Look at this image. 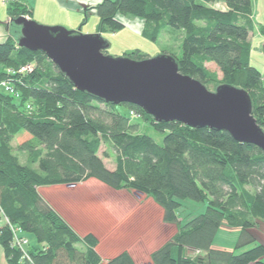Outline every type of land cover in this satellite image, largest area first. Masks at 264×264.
<instances>
[{"label":"trees","instance_id":"obj_1","mask_svg":"<svg viewBox=\"0 0 264 264\" xmlns=\"http://www.w3.org/2000/svg\"><path fill=\"white\" fill-rule=\"evenodd\" d=\"M203 1L103 0L96 7L98 33L123 31L118 16L142 20V36L151 42L167 30L178 32L182 55H170L180 72L205 86L229 84L246 90L253 116L264 130V80L251 66L253 0H225L227 11ZM8 12L12 21L29 15L15 2ZM258 32L264 37V25ZM124 57L150 58L141 50ZM28 64L35 65L31 74L8 73ZM3 82L15 93H8ZM131 113L150 120L164 136L163 144L140 133ZM104 140L115 153L112 170L99 155ZM92 179L113 190L126 188L152 197L163 209L164 222L177 226L172 239L151 255L152 264H264V245L254 235L258 224H264V151L224 131L156 123L137 106L106 104L77 90L45 54L19 48L17 39L9 38L0 44V210L27 239L33 235L37 245L29 242L25 258L13 245L10 226L0 220L7 263L100 264L95 237L82 239L39 193L40 188ZM184 200L207 202L208 207L181 224L178 212ZM222 228L240 232L235 248L214 247ZM187 250L198 255L192 257ZM107 264L136 263L125 251Z\"/></svg>","mask_w":264,"mask_h":264},{"label":"water","instance_id":"obj_2","mask_svg":"<svg viewBox=\"0 0 264 264\" xmlns=\"http://www.w3.org/2000/svg\"><path fill=\"white\" fill-rule=\"evenodd\" d=\"M14 24L21 28L18 47L45 54L80 92L106 104L137 106L156 123L224 131L264 151V130L253 116L246 90L223 84L210 91L183 75L169 54L142 61L110 57L109 43L99 33L47 27L26 17Z\"/></svg>","mask_w":264,"mask_h":264},{"label":"rangeland","instance_id":"obj_3","mask_svg":"<svg viewBox=\"0 0 264 264\" xmlns=\"http://www.w3.org/2000/svg\"><path fill=\"white\" fill-rule=\"evenodd\" d=\"M225 0H217L218 3ZM254 29L250 33L252 45L251 66L256 68L264 80V37L258 29L264 25V0H253ZM44 26V25H43ZM110 48L107 55L113 58L124 56V47L130 46L131 50H141L143 53L155 58L162 54H173L181 57L182 38L178 32L167 30L157 42H151L134 32L130 28L123 30L117 36L109 37ZM213 71L218 70L210 66ZM219 79H222L219 73ZM210 91H215L218 84H207ZM124 109V108H120ZM139 122L140 133L152 137L156 143L162 145L164 136L153 129L150 120L132 116ZM103 162L109 169L115 168L116 157L114 151L104 140L99 153ZM21 164H26L23 156ZM72 188V187H71ZM44 196L49 200L60 216L74 229L83 239L92 235L97 241L96 253L100 264L107 262L122 252H129L136 264H152L151 255L172 239L177 232V226L165 223L163 209L157 205L150 196L136 193L122 188L113 190L97 180H89L74 189L65 188L57 190L53 187L42 189ZM208 203H196L191 200L181 202L178 212L179 221L185 224L191 218L205 213ZM257 244L264 245V224L259 223L254 230ZM240 232L222 228L215 238V245L219 248H235ZM30 246H36L37 240L33 235H28ZM80 248L85 247L79 245ZM247 247L244 250L252 248ZM192 257L198 252L187 250ZM0 264H8L3 249L0 246Z\"/></svg>","mask_w":264,"mask_h":264},{"label":"crops","instance_id":"obj_4","mask_svg":"<svg viewBox=\"0 0 264 264\" xmlns=\"http://www.w3.org/2000/svg\"><path fill=\"white\" fill-rule=\"evenodd\" d=\"M201 1L204 2L203 0ZM13 2L22 4L28 10L29 15L25 16L27 19L36 21L41 25L63 27L73 32L80 31L83 34L98 33L99 18L96 7L103 0H0V44L6 42L9 38L18 39L21 35V28L14 24L8 12L9 5ZM206 4L220 11H227L225 1L218 3L217 0H211V2ZM118 19L124 24V30L130 28L142 36L144 29L142 20L123 16H118ZM117 34L103 35L104 39L109 43V48L111 46L108 40L109 37L117 36ZM131 49L130 46L124 47V54L133 51ZM76 186H72V188L69 186H56L53 188L63 190L65 188L74 189ZM42 189H39V193L56 210L54 205L46 199ZM214 247L218 248L215 242ZM219 249L226 248L219 247Z\"/></svg>","mask_w":264,"mask_h":264},{"label":"built area","instance_id":"obj_5","mask_svg":"<svg viewBox=\"0 0 264 264\" xmlns=\"http://www.w3.org/2000/svg\"><path fill=\"white\" fill-rule=\"evenodd\" d=\"M14 1H19V0H14ZM35 71V65L34 64H28L24 67H22L21 69H19L17 72L15 71H8V73H10L11 75H27V74H31ZM1 86L10 94H14V90L12 88V86L7 83V82H3L1 83ZM31 107L28 106V110H30ZM132 116H138L136 113H131ZM0 220H2L5 224L10 226V229L13 232L14 235V246L15 247H19L25 255V258H28L27 254H26V247L29 245V240L23 235V232L21 231V229L13 227L9 224V220L3 215L2 211L0 210Z\"/></svg>","mask_w":264,"mask_h":264}]
</instances>
